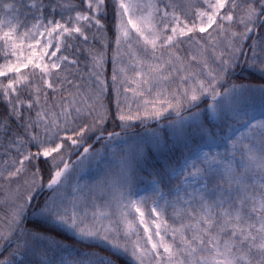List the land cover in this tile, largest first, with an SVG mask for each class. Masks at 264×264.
Masks as SVG:
<instances>
[{
    "label": "snow or ice",
    "instance_id": "snow-or-ice-1",
    "mask_svg": "<svg viewBox=\"0 0 264 264\" xmlns=\"http://www.w3.org/2000/svg\"><path fill=\"white\" fill-rule=\"evenodd\" d=\"M0 264H264V0H0Z\"/></svg>",
    "mask_w": 264,
    "mask_h": 264
},
{
    "label": "trees",
    "instance_id": "trees-1",
    "mask_svg": "<svg viewBox=\"0 0 264 264\" xmlns=\"http://www.w3.org/2000/svg\"><path fill=\"white\" fill-rule=\"evenodd\" d=\"M237 76L241 79V80H252V77L249 73V71L247 69H244V70H237ZM253 83H259L260 81L257 79V80H252Z\"/></svg>",
    "mask_w": 264,
    "mask_h": 264
}]
</instances>
